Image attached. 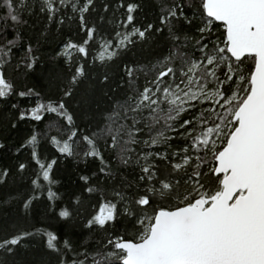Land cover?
<instances>
[{"label": "snow or ice", "instance_id": "snow-or-ice-1", "mask_svg": "<svg viewBox=\"0 0 264 264\" xmlns=\"http://www.w3.org/2000/svg\"><path fill=\"white\" fill-rule=\"evenodd\" d=\"M0 264H264V0H0Z\"/></svg>", "mask_w": 264, "mask_h": 264}]
</instances>
